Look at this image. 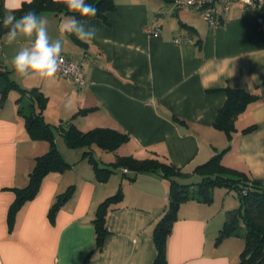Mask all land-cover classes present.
Here are the masks:
<instances>
[{"label": "crops", "instance_id": "crops-1", "mask_svg": "<svg viewBox=\"0 0 264 264\" xmlns=\"http://www.w3.org/2000/svg\"><path fill=\"white\" fill-rule=\"evenodd\" d=\"M178 1L187 0H114L107 20L81 21L98 29L91 43L60 32V25L73 15L43 13L49 37L63 42L61 54L83 62L84 86L58 73L50 80L19 76L11 58L30 46L25 37L12 44L6 42L7 33L0 37V66L11 70L21 87H38L44 93L48 122L59 124L89 109L74 119L80 130L100 127L128 134L129 140L115 152L94 148L101 166L111 165L118 156H158L186 172L180 178L186 183L197 175L196 166L229 144L227 135L214 127L227 98L225 89L256 92L260 98L235 122L237 132L223 164L264 183V23L238 3L213 26L196 10L178 8ZM261 4L264 7V0ZM178 38L185 41L177 43ZM13 93L0 103V264H153L158 253L154 229L169 206V181L152 171L124 173L125 167L100 181L91 161L83 157L85 149L70 147L59 132L57 147L74 166L48 174L38 194L10 222L17 189L29 184L36 157L50 148L48 141L29 136L18 112L21 94ZM251 125L256 126L253 131L242 132ZM70 186L73 195L52 218L51 207ZM120 186L123 200L109 211V233L97 249L96 210ZM225 188L213 191L211 203L192 199L182 204L168 239V264H210L220 256L239 263L242 237L216 242L228 211L239 206L237 200L226 205L230 189Z\"/></svg>", "mask_w": 264, "mask_h": 264}, {"label": "trees", "instance_id": "trees-1", "mask_svg": "<svg viewBox=\"0 0 264 264\" xmlns=\"http://www.w3.org/2000/svg\"><path fill=\"white\" fill-rule=\"evenodd\" d=\"M85 2L98 9L96 16L84 17L79 13L70 12L64 4H55L53 0H32L31 4L24 3L22 9L13 14L19 18L29 9H33L40 16L50 11L54 12L55 15H73L80 21L93 18L107 20V13L114 10L116 6L114 0H85ZM261 12L264 16L263 6ZM5 14L3 0H0V37L9 31L3 25ZM12 90H17L21 94V97L17 100L19 103L18 112L25 118L29 136L33 140L48 141L50 148L46 153L36 157V164L30 173L29 184L17 189L16 200L9 210L11 223L14 221L17 211L38 194L43 180L48 174L52 172L63 173L74 166L73 163L64 158L57 147L55 133L59 132L70 147L85 149L83 157H88L91 161L100 181L107 180L117 168L121 167L135 172H157L169 181V206L154 229V239L158 253L153 264H168V239L179 217L182 204L192 199L211 203L214 200L213 191L216 187L235 190L240 199V205L228 211V219L219 231L217 244L228 237H242L245 245L238 264H264V183L261 180L252 178L244 171L223 164V156L231 149L233 138L237 132L235 124L237 118L245 112L249 104L260 98L259 94L231 87L225 89L227 98L224 105L218 110L214 127L227 135L229 144L223 150L217 151L209 160L196 166L193 173L200 176L198 181L186 183L180 181V178L187 175L186 172H183L181 168L175 166L172 162L160 159L158 156L145 159H138L133 156H118L111 165L101 166L99 160L94 156V148L99 147L107 152H115L129 140L128 134L115 129L100 127L89 131L80 130L74 123V119L79 114L89 112V109H83L69 120L59 124L48 122L44 115L48 98L44 93L38 87L30 90L21 87L12 78L11 70L0 66V103L5 102ZM25 95L30 98L28 107H25L22 101ZM255 127V125L248 126L242 132H251ZM73 193L74 186H70L58 196L49 213L52 218L61 206L71 198ZM123 197V188L120 186L115 194L106 198L98 206L93 219L96 228L97 249L102 248L109 233L107 227L108 213L123 200ZM240 221L244 223V231L239 225Z\"/></svg>", "mask_w": 264, "mask_h": 264}, {"label": "clouds", "instance_id": "clouds-1", "mask_svg": "<svg viewBox=\"0 0 264 264\" xmlns=\"http://www.w3.org/2000/svg\"><path fill=\"white\" fill-rule=\"evenodd\" d=\"M24 3L31 4L32 0H3L6 13L3 25L9 29L6 42L12 44L18 37L31 41L29 47L21 48L11 58L12 68L23 78L38 76L42 80H50L55 77L63 63V42L61 39L52 40L49 37L47 18L38 15L35 10L29 9L17 18L13 13L21 10ZM53 3L64 4L70 12L84 17H94L98 12L97 8L85 0H53ZM60 32L74 34L81 41L91 43L96 38L98 29L94 26L86 27L83 22L73 17L60 25ZM210 264H230V260L227 256H220L210 261Z\"/></svg>", "mask_w": 264, "mask_h": 264}, {"label": "built area", "instance_id": "built-area-1", "mask_svg": "<svg viewBox=\"0 0 264 264\" xmlns=\"http://www.w3.org/2000/svg\"><path fill=\"white\" fill-rule=\"evenodd\" d=\"M242 3L251 8L259 24L264 23V17L261 14L262 0H187L178 1L176 6L178 8H192L200 13L202 18L213 26L220 25L224 14L227 13L236 4ZM153 32V31H152ZM159 29H155L154 33H159ZM190 40V39H186ZM185 41V39H176L177 43ZM63 63L58 70V74L71 80L78 86L87 84L86 74L83 69V62L73 60L66 55L61 54ZM127 172V169H123Z\"/></svg>", "mask_w": 264, "mask_h": 264}, {"label": "rangeland", "instance_id": "rangeland-1", "mask_svg": "<svg viewBox=\"0 0 264 264\" xmlns=\"http://www.w3.org/2000/svg\"><path fill=\"white\" fill-rule=\"evenodd\" d=\"M30 89H33V88H30ZM29 89V90H30ZM14 92V90H12L10 93H9V95H8V98H10V97H12L13 98V94H15V93H13ZM23 104H24V106L25 107H28L29 106V104H30V98L28 97V96H24V98H23ZM63 138V137H62ZM65 139L63 138V141H64ZM99 152V154H106V153H104L102 150H99L98 151ZM103 152V153H102ZM192 177V176H191ZM190 178V177H189ZM199 180V178H198V176L196 175V176H194L192 179H190V181L191 182H193V181H198ZM219 188H221V187H216V188H214V190L215 191H217V190H219ZM223 188V187H222ZM226 189L227 188H225V191H226ZM227 190H229V189H227ZM218 192V191H217ZM224 193V192H223ZM218 196V199L220 198V200H219V206L220 207H222V202H223V199L221 198V196H219V194L217 195ZM223 196V195H222ZM236 200H237V203L240 205V199L238 198V196H237V193H236V191L235 190H231L230 189V193H229V198L227 199V203L228 204H226L227 206L228 205H232L234 202H236ZM216 201V200H215ZM239 225H241V227H242V229H243V231H244V223H243V221H240V224Z\"/></svg>", "mask_w": 264, "mask_h": 264}]
</instances>
